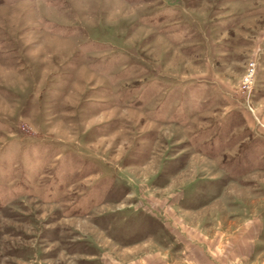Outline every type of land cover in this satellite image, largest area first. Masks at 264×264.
Returning <instances> with one entry per match:
<instances>
[{"label": "rangeland", "instance_id": "374dc122", "mask_svg": "<svg viewBox=\"0 0 264 264\" xmlns=\"http://www.w3.org/2000/svg\"><path fill=\"white\" fill-rule=\"evenodd\" d=\"M0 264H264V0H0Z\"/></svg>", "mask_w": 264, "mask_h": 264}, {"label": "built area", "instance_id": "2783aa9c", "mask_svg": "<svg viewBox=\"0 0 264 264\" xmlns=\"http://www.w3.org/2000/svg\"><path fill=\"white\" fill-rule=\"evenodd\" d=\"M248 78H251V77H248ZM247 80V82H249V80L248 79H246Z\"/></svg>", "mask_w": 264, "mask_h": 264}]
</instances>
